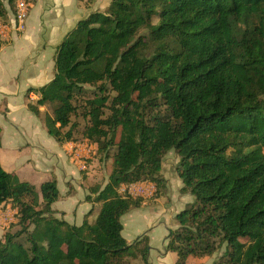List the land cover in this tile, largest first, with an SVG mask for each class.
Segmentation results:
<instances>
[{
	"label": "trees",
	"instance_id": "obj_1",
	"mask_svg": "<svg viewBox=\"0 0 264 264\" xmlns=\"http://www.w3.org/2000/svg\"><path fill=\"white\" fill-rule=\"evenodd\" d=\"M14 1L0 0V19ZM54 72L29 111L50 107L49 136L76 143L71 119L93 87L82 143L110 160V174L85 197L100 206L95 220L92 208L75 226L55 217L54 179L37 190L0 164V207L17 220L0 239V264H151L147 234L131 244L122 236L121 218L143 201L118 191L164 187L170 151L180 193L194 198L166 236L174 264L223 245L214 264H264V0H110L65 36Z\"/></svg>",
	"mask_w": 264,
	"mask_h": 264
},
{
	"label": "crops",
	"instance_id": "obj_2",
	"mask_svg": "<svg viewBox=\"0 0 264 264\" xmlns=\"http://www.w3.org/2000/svg\"><path fill=\"white\" fill-rule=\"evenodd\" d=\"M109 4L110 0H33L22 31L12 28L13 9L5 6L6 17L0 19V23L6 27L5 39L0 38V164L4 171L16 175L20 181L29 183L37 190L42 183L54 179L58 189L60 183L66 185L69 196L76 192L75 183L78 189L85 190V198L89 194L88 186H104L108 181L110 173L103 183L93 175L84 179L81 171L87 168L85 155L79 160L70 153L72 145H79L80 142L57 143L49 136L43 123V116L48 113L45 112L47 107H39V115L35 116L28 106L39 99L33 90L53 79L54 54L65 36L79 21L92 13L105 11ZM89 146L96 151V146ZM161 175L167 183L168 195L173 199V204L163 207L160 199H157L156 205L148 208L149 229L145 234L149 238L150 263L174 264L176 255L165 251L166 236L169 230L178 228L176 214L193 203L194 198L180 193L182 183L177 173L173 176L163 172V164ZM71 205H75V201ZM51 208L56 212V218L79 226L93 208L87 218L92 223L100 206L84 199L78 202L71 216L66 210L53 209V205ZM142 210L146 211L141 206L121 218L122 236L128 244L139 237L134 235L133 228L139 219L145 218L146 213H137ZM6 231V227L0 225V239ZM156 240H161L159 246L154 243ZM218 257L215 254L201 259L189 257L186 264H214Z\"/></svg>",
	"mask_w": 264,
	"mask_h": 264
},
{
	"label": "rangeland",
	"instance_id": "obj_3",
	"mask_svg": "<svg viewBox=\"0 0 264 264\" xmlns=\"http://www.w3.org/2000/svg\"><path fill=\"white\" fill-rule=\"evenodd\" d=\"M146 33V31H142V34ZM95 92V89L93 87H85V92L78 97L77 100V115L75 117H72V122H76L78 124V129L76 130L74 137L76 140H78V142H80L79 144L82 143V132L84 130V127L87 124L86 119H84L82 117L83 112L85 111V101L87 99H90L93 97V93ZM163 109V108H162ZM161 109V110H162ZM45 112L50 113L51 112V108L47 107L45 109ZM105 115H108V111L105 112ZM67 130V129H65ZM64 130V131H65ZM83 146H86V144L82 143ZM114 149L109 150V155H111L113 153ZM94 154H91L90 158H85L87 159L86 162V171H81V173H83V177L84 179L89 178L90 176L93 175V177L95 179H98L100 181V183H103L107 180L108 174L110 173V160H107L104 158V155L101 154H97L96 151H94ZM178 156L176 155V152L171 151L168 152L162 159V164H163V172L168 173V174H172L173 176L176 173V168L178 165ZM85 161V160H84ZM87 173H90V175L88 176ZM161 177L163 178V175H161ZM84 181V180H83ZM76 189V192H73V194H71V196H69L66 191V185L64 186L62 183L59 184V197L58 200L53 204V209H57V210H66L69 214V216L72 215V211L74 209H76V206L78 204L79 201H84V193L85 190L83 188L78 189L76 187V184L73 183ZM153 184V183H151ZM154 185V184H153ZM155 186V185H154ZM164 187H160L159 189L157 187H155V192L153 193V195L147 199H142L139 197L133 198V199H141L143 201L142 207L146 209V211H140L137 213L144 214L145 218H141L137 221V223L135 224L134 228H133V233L134 235H136V237L145 234V232L149 229L148 226V208L156 205V201L155 199H160L161 201V205L163 207H169L170 205L173 204V199L171 198V196L168 195V187H167V183L163 184ZM90 186L87 187V189ZM157 190V191H156ZM123 196H127L126 193L121 192L120 193ZM156 197V198H155ZM163 197V198H161ZM72 201H75V205H71L70 203ZM170 203V204H169ZM82 204V203H81ZM94 208V207H93ZM135 210V209H133ZM15 210L10 206V205H5L4 207H0V219L2 222L3 227H6L7 230H9L10 228L13 230L14 227H12L13 225L16 224L17 220H16V212L13 213ZM135 213V214H137ZM10 217V220L8 219ZM7 219V221H6ZM78 223V222H77ZM177 225L178 222L176 221ZM80 225V224H79ZM8 226V227H7ZM9 228V229H8ZM216 242H218V239H216ZM154 243L156 244V246L160 245L161 240H156L154 241ZM155 247V245H154ZM225 250V246L223 245L221 248H219L217 250V252L215 253L216 256H221L223 254ZM214 255V254H213ZM174 257V254L172 255ZM218 257V258H219ZM141 262L139 260L134 261L131 259H126L125 260V264H140Z\"/></svg>",
	"mask_w": 264,
	"mask_h": 264
},
{
	"label": "built area",
	"instance_id": "obj_4",
	"mask_svg": "<svg viewBox=\"0 0 264 264\" xmlns=\"http://www.w3.org/2000/svg\"><path fill=\"white\" fill-rule=\"evenodd\" d=\"M32 6V0H15L13 6V19H12V28L16 31H22L24 28L25 21L29 15L30 8ZM6 30L5 25L0 23V38L5 39L6 34L4 31ZM86 144V143H84ZM94 150L86 144L83 146L82 143L79 145H72L71 147V155L75 156L76 159L81 160L82 158H89ZM85 155V157H82ZM82 157V158H81ZM81 169L84 167L82 165ZM119 194L121 192L126 193L127 196L131 198H142L147 199L153 195L155 192V186L151 183H135L128 186L122 185L119 188ZM121 195V194H120ZM7 221V219H6ZM0 225H2L0 219Z\"/></svg>",
	"mask_w": 264,
	"mask_h": 264
}]
</instances>
